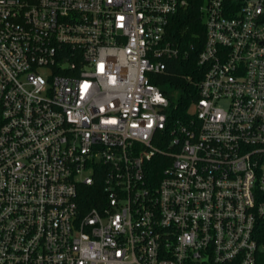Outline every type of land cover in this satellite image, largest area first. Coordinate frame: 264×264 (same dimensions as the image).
I'll return each mask as SVG.
<instances>
[{
    "label": "built area",
    "instance_id": "2783aa9c",
    "mask_svg": "<svg viewBox=\"0 0 264 264\" xmlns=\"http://www.w3.org/2000/svg\"><path fill=\"white\" fill-rule=\"evenodd\" d=\"M188 5L0 0V264H258L264 0L204 1L175 119L153 81Z\"/></svg>",
    "mask_w": 264,
    "mask_h": 264
},
{
    "label": "trees",
    "instance_id": "16d2710c",
    "mask_svg": "<svg viewBox=\"0 0 264 264\" xmlns=\"http://www.w3.org/2000/svg\"><path fill=\"white\" fill-rule=\"evenodd\" d=\"M205 0H189V5L180 9L170 19L167 39L178 46L184 55L167 61V69L157 75L153 83L169 98L172 117L185 119L192 104L198 100L199 83L203 70L198 57L204 48L206 30L200 8ZM156 175L161 169L157 168ZM260 245H264V224L257 229ZM258 264H264V253L258 255Z\"/></svg>",
    "mask_w": 264,
    "mask_h": 264
}]
</instances>
